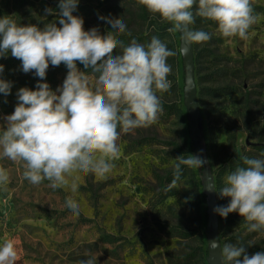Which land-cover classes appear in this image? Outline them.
I'll use <instances>...</instances> for the list:
<instances>
[{"label": "rangeland", "instance_id": "1", "mask_svg": "<svg viewBox=\"0 0 264 264\" xmlns=\"http://www.w3.org/2000/svg\"><path fill=\"white\" fill-rule=\"evenodd\" d=\"M58 4L59 0H0V17L8 15L18 24L40 28L54 21L60 26ZM78 5L82 8L73 15L84 19L85 30L98 27L103 34L111 25L100 16L120 18L128 32L153 33L154 28L158 29L152 35L170 50H177L178 57L168 58L172 87L157 93L166 108H162L156 123L121 136L120 157L107 179L97 181L88 175L75 194L53 190L47 180L34 186L22 178V165L0 160V166L10 173V182L0 186V241L5 237L15 241L17 264H79L89 258L96 259L97 264H207L205 252L202 260L199 255L200 249L206 250L205 196L197 169L183 166L180 180L172 187L173 194L161 200L157 193V175L173 170L177 157L200 155L188 137L179 35L169 33L171 25L146 9V19L141 20L142 6L136 0H79ZM253 7L261 19L253 26L255 35L248 41L235 38L229 43L216 33L215 23L200 17L191 26L212 34L208 42L193 44V54L197 100L217 206L229 203L230 198L218 192L224 186L225 175L243 166L241 158L264 159V0H254ZM48 8L53 14L45 12ZM0 64L4 65L0 78L12 82L7 97L0 93L3 125L2 117L11 114L18 103L17 91L22 87L35 90L40 78L32 87L16 84L15 78L35 74L24 73L21 62L10 53L0 57ZM53 72L56 85L52 90H56L62 86L68 69L57 70L50 65L46 79ZM246 140L261 145H246ZM70 195L80 205L79 217L65 206ZM218 216L221 247L226 243L248 245L251 241L258 252H264V234L247 232L238 213H230L227 218ZM157 221L176 227L175 233L181 227L190 236H168L158 229ZM192 249L196 252L194 258L186 259ZM246 253L251 256L257 252Z\"/></svg>", "mask_w": 264, "mask_h": 264}, {"label": "clouds", "instance_id": "2", "mask_svg": "<svg viewBox=\"0 0 264 264\" xmlns=\"http://www.w3.org/2000/svg\"><path fill=\"white\" fill-rule=\"evenodd\" d=\"M79 0H59L57 23L43 28L35 24H18L11 16L0 17V57L21 62L24 73L40 78L36 89L20 88L14 111L2 117L0 125V160L7 159L23 167L22 178L32 185L49 182L53 190L77 193L83 179L92 175L103 181L120 157V141L138 128L156 123L162 112L157 93L170 91L168 79L172 68L168 58L176 52L153 36L150 43L135 39L124 45L116 37L131 35L120 18L100 16L111 25L107 34L98 27L85 30L84 19L73 15ZM153 17L171 27V34L183 33L187 46L208 42L212 34L193 30L195 18L217 25L216 33L231 43L239 38L248 41L260 19L254 0H136ZM195 9V12L193 11ZM45 12L53 14L48 8ZM120 47L121 53L114 54ZM90 71H81L77 63ZM64 64L68 73L62 86L52 90L45 82L49 66ZM4 65L0 64V74ZM12 82L0 78V93L7 97ZM7 101L5 100V103ZM243 166L226 174L221 197L230 198L226 206H217L215 213L227 218L238 213L247 232L264 234V159L243 156ZM173 166L174 187L183 174V166L201 169L206 161L201 155L177 157ZM10 182L9 171L0 166V186ZM211 191H216L215 186ZM217 192V191H216ZM65 206L79 217L80 205L70 195ZM253 243H248L251 246ZM213 248L219 247L216 241ZM222 264H264V252L251 256L243 244H224L219 248ZM243 257L240 259V257ZM19 252L12 238L0 241V264H17ZM79 264H97L96 259Z\"/></svg>", "mask_w": 264, "mask_h": 264}, {"label": "water", "instance_id": "3", "mask_svg": "<svg viewBox=\"0 0 264 264\" xmlns=\"http://www.w3.org/2000/svg\"><path fill=\"white\" fill-rule=\"evenodd\" d=\"M179 35V54L181 58V66L184 74L183 78V105L186 110L187 119L189 121L188 137L191 141L194 151L200 153L206 161L201 169H197L201 193L205 196L206 207V223L204 236L206 241V263L222 264V258L219 248L221 247L219 237L218 214L213 211L217 207L215 191H211L214 186L213 176L210 169L206 142L202 126V115L197 100V91L194 73V54L193 44L187 46L183 40V33L177 32ZM246 145H254V143L245 141ZM216 241L219 247L213 248L212 242Z\"/></svg>", "mask_w": 264, "mask_h": 264}, {"label": "trees", "instance_id": "4", "mask_svg": "<svg viewBox=\"0 0 264 264\" xmlns=\"http://www.w3.org/2000/svg\"><path fill=\"white\" fill-rule=\"evenodd\" d=\"M77 8L80 10L82 8V6L78 5ZM139 10H140L139 11L140 12L139 17L141 18V20L142 19L145 20L146 19L145 8L142 6V8ZM110 30H111V26H109L107 31L103 34H107V32ZM161 30L164 31L165 29L162 28ZM156 32H158V29L154 28L153 33H156ZM130 33H131L130 36L127 34H121V35L117 36L116 38L118 40L123 41L124 45L126 46V45L130 44L133 39H135L138 43L146 45V44L150 43L151 38L153 37V35H152L153 33H147V31H145V30L144 31H138V32L133 31ZM173 51L176 52V55L174 57L175 58L178 57L177 50L173 49ZM120 53H121V48L117 47L114 50V54H120ZM77 67L84 69V71H90V70L85 69L84 66L82 64H80L79 62L77 63ZM55 68L58 70L60 68H67V67L64 64H61L60 66L55 67ZM38 79H39V77H37V76H34V77L24 76V77H20V78H15L14 82L16 84H23L25 86L32 87L37 82ZM46 81L49 82L51 89L53 87H55V85H56L55 73L54 72L50 73V75L47 77ZM162 108H166V104L162 103ZM260 145H261L260 143H254V145H251V146H260ZM172 179H173V170L165 171L159 176L157 175V185H158V192L157 193H158L161 200H163V199H165L168 196H171L173 194L172 187H169ZM205 210H206V207H205V200H204V216H205V223H206V212H205ZM218 221H219V216H218ZM157 225H158V229L161 231H164L168 236H173L174 234H178L182 238H187L190 236V233L181 227H179L180 231H178V233H175L174 231H176L178 229L176 227L170 226L169 223H166L164 221H157ZM200 238H201V235H200ZM244 247L246 250H248L250 252H258V248L256 246L244 245ZM203 252H205V254L207 256L206 250L200 249L199 255H200L201 260L203 259ZM195 254H196L195 250L192 249L187 254L186 259L190 260V259L194 258Z\"/></svg>", "mask_w": 264, "mask_h": 264}]
</instances>
